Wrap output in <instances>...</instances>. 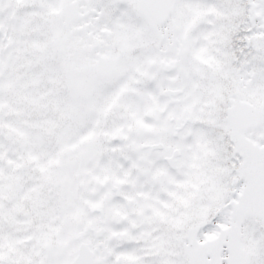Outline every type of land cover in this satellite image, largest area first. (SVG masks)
<instances>
[{
	"label": "flooded vegetation",
	"instance_id": "af4514ba",
	"mask_svg": "<svg viewBox=\"0 0 264 264\" xmlns=\"http://www.w3.org/2000/svg\"><path fill=\"white\" fill-rule=\"evenodd\" d=\"M209 1L218 49L183 46L177 0L165 23L151 0H0V264L259 262L264 0ZM38 32L62 103L26 127Z\"/></svg>",
	"mask_w": 264,
	"mask_h": 264
},
{
	"label": "rangeland",
	"instance_id": "374dc122",
	"mask_svg": "<svg viewBox=\"0 0 264 264\" xmlns=\"http://www.w3.org/2000/svg\"><path fill=\"white\" fill-rule=\"evenodd\" d=\"M221 9L220 5H214L209 0L208 2L204 0H177L175 20L181 28L178 37L186 49H208L205 44L201 45V39H208V36L214 37L213 49H218V29L209 30L208 24L219 19V16L222 15ZM194 24L199 27L195 32L191 30ZM133 32V49H145V24L142 20L139 19L135 22ZM149 34L147 40L152 41V31H149ZM36 42V49H19L17 54L21 78L18 88L22 94L21 110L25 117L23 125L26 127L45 125L49 108L52 109L53 105L62 103L58 101L61 99L56 95H61L63 91L60 90V86H57L56 82L53 83L51 80V70L48 63L49 49H46L45 34L42 35L41 32H38ZM148 49H150L151 54L147 61L151 62L153 60L152 49L155 48L149 47ZM160 49H169V47L165 44ZM133 61H143L142 55H135ZM104 104L106 103H102V106ZM248 238L257 239L254 233L250 234ZM258 244L257 258L254 262L257 260L259 261L257 264H264L263 243Z\"/></svg>",
	"mask_w": 264,
	"mask_h": 264
},
{
	"label": "water",
	"instance_id": "95a60500",
	"mask_svg": "<svg viewBox=\"0 0 264 264\" xmlns=\"http://www.w3.org/2000/svg\"><path fill=\"white\" fill-rule=\"evenodd\" d=\"M174 0H151L152 14L160 22L166 21L170 5Z\"/></svg>",
	"mask_w": 264,
	"mask_h": 264
}]
</instances>
